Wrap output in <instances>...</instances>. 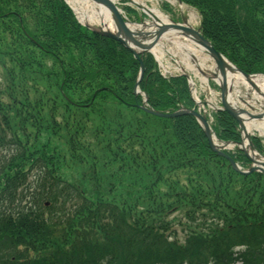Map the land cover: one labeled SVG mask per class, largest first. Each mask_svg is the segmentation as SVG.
<instances>
[{"label":"trees","instance_id":"obj_1","mask_svg":"<svg viewBox=\"0 0 264 264\" xmlns=\"http://www.w3.org/2000/svg\"><path fill=\"white\" fill-rule=\"evenodd\" d=\"M182 2L217 51L264 74V0ZM141 58L153 110L195 107L184 76ZM0 66V264H264V174L235 171L194 116L141 109L139 60L64 0H0ZM214 120L220 140L241 141L232 115ZM60 133L66 149L52 145ZM170 212L203 219L207 233L171 242L160 222Z\"/></svg>","mask_w":264,"mask_h":264},{"label":"bare ground","instance_id":"obj_2","mask_svg":"<svg viewBox=\"0 0 264 264\" xmlns=\"http://www.w3.org/2000/svg\"><path fill=\"white\" fill-rule=\"evenodd\" d=\"M67 1L73 7L78 15V19L82 23L92 27L98 26L108 31H117L116 15L107 5L92 0ZM110 1L115 5L119 0ZM130 1L133 5L138 4L140 8L148 11L150 17L152 19L154 18V22L149 21L146 24H129V28L134 32L147 30L151 33H155L160 26L172 25V20L168 15L162 12L157 6L148 5V1L151 2L153 0ZM167 1L171 2L173 5L178 2V0ZM183 36L182 32L175 28L170 29V31L164 35V40L172 41L184 56L182 62L178 63V69L182 70L184 68L185 71L192 72L196 77H199L205 85L208 84L209 78L214 79L219 84L226 83L227 102L237 110L242 109L237 102L241 100L245 101L243 97H246L247 101H245L244 104L246 107L252 109V113L247 111L248 113L241 114L245 132L244 135L250 133L251 130L254 129L264 136V116L260 120L251 117V115H264V75L258 74L247 78L232 66H227L224 72H222L218 68L215 58L206 48L200 45L196 39ZM140 40L151 48L154 46L155 39L153 35H149L145 40ZM152 51L161 57L166 53L173 54L171 50L164 49L162 44L155 46ZM193 59L195 63H192ZM205 71H207L208 74L201 77V72ZM214 142L219 144L215 137ZM227 147L230 146L228 145ZM260 160L264 161V158H260Z\"/></svg>","mask_w":264,"mask_h":264},{"label":"water","instance_id":"obj_3","mask_svg":"<svg viewBox=\"0 0 264 264\" xmlns=\"http://www.w3.org/2000/svg\"><path fill=\"white\" fill-rule=\"evenodd\" d=\"M92 1L103 3V4L107 5L108 7H110L114 11V13L116 15L117 31L111 32V31L105 30L103 28L96 29V28H92L89 26H87V27H89L91 30L95 31L96 33H99L103 36H106L108 38H111L115 41L120 42L123 46H125L127 49H129L134 54V56L138 59L142 53L151 52L150 51L151 47L149 45H145L140 40L141 36H143L144 38L147 39L149 35H153L155 41H157L165 33H167L170 29L175 28L177 30L182 31L186 36L196 39L200 45H202L204 48H206L209 51V53L215 58L216 64L222 72H224V70L227 66H232L239 73L244 75L245 77H247V78L251 77L250 75L242 72L239 68H237L231 62H229V60L226 59L221 53H219L212 46V44L200 33V31H197V30L190 28L188 26L174 24V25L160 26L158 31H156L155 33H144L142 31L134 32L133 30H131L127 26L126 22L122 18L118 9L115 7V5L110 0H92ZM144 38H141V39L145 40ZM154 44H155V42H154ZM139 61L141 63V73H140L139 81L136 84V88H135L137 93H139V84H140L141 80L143 79L144 72H145V67H144L142 60L139 59ZM220 88H221V98H222V104H223L222 110L228 112L236 120H238L241 128L244 130L243 122L241 119V114H245L247 112L243 109L237 110L227 102V99H226L227 85H226V83H223L220 86ZM141 108L150 114H153L157 117H162V118H175V117H178L181 115H192V116H194L198 120L200 125L202 126L204 133H205L206 137L208 138L209 144H210L211 148L213 149V151L218 153L220 156L226 158L230 162L231 166L233 167V169L235 171L242 173V174H249V173H253V172H260V173L264 174V161H260V160H257L256 158L252 157L251 154H249L247 152V149L244 147L243 141L239 143V149L242 150L243 152H245L246 156L252 162L253 165L248 171H242L241 167L228 154H226L223 151L224 150L223 147H221V146L219 147V145H217L214 142V134L212 132V129H211L207 119L203 115H201L199 112H197L195 110H191V109H182V110H179V111L174 112V113H162V112H158V111H155V110L148 108L146 106V101H144V104L141 106ZM263 116L264 115H258V116L251 115V117L255 118V119H262ZM246 138L248 140V144H249V148H250L251 152L254 153L255 152L254 146L252 144L251 137L248 135V133L246 134ZM225 144L228 145L230 143H225Z\"/></svg>","mask_w":264,"mask_h":264},{"label":"rangeland","instance_id":"obj_4","mask_svg":"<svg viewBox=\"0 0 264 264\" xmlns=\"http://www.w3.org/2000/svg\"><path fill=\"white\" fill-rule=\"evenodd\" d=\"M119 7L123 10V8L125 7H134L133 9H135V13L130 15V19L131 22L133 24H142L144 22H148V21H154L151 17H149L148 15L144 14L143 11L140 8H137L134 5H131L129 3L128 0H119L118 1ZM167 4L170 9H171V13H166L163 11L162 9V5L163 4ZM148 5L149 6H157L162 12H164L166 15H168L173 22L176 23H180V24H185V25H190L195 29H198L200 27V21H201V16L199 14V12L190 6L187 5H180V3H175V5L171 4L170 2H168L167 0H153V1H148ZM184 8H183V7ZM124 12V10H123ZM124 15L127 16L124 12ZM77 18L78 15L76 14ZM97 27V26H95ZM183 41V40H182ZM157 43L162 44V46L164 47V49L167 50H171L173 54H165V62L164 64L167 65L168 63H171L175 66H177V63L174 62L172 60V58H170V55H174V59H176L179 63L182 62V59L184 58L182 52L175 46V44L172 41H166L164 39L161 40H157ZM176 54V55H175ZM192 63H195V60L193 59ZM183 68V66H182ZM184 69V68H183ZM173 74H176V72L174 71V69H172L171 71ZM208 74L207 71L205 72H201V77L206 76ZM196 85L193 86L195 89L193 90L198 97L202 100V101H207L208 103L212 102L214 105H219L220 104V91L217 88V84L216 82L212 79L209 78V85H210V89L202 83L201 79H197L195 81ZM6 84L5 79H4V72H3V68L0 66V88H3L4 85ZM41 86V85H40ZM211 90V92H210ZM244 91V90H242ZM212 93V95H211ZM35 92H31V97L32 99H35ZM243 99L245 101H247L246 97H243ZM245 101H240L237 102V104L245 109L246 111L252 113V109L248 108L245 106L244 102ZM60 139H54L52 142L53 146H58L60 149H66V141L64 140V134L60 133ZM260 133H258L257 131H255L254 129L251 130L250 132V136H257L259 138H261V140L263 141V145H264V136L261 135ZM73 165V169L68 170V174H73L72 176L76 175L75 173H81V168L79 166H77L76 164H72ZM119 165V162L117 163V166ZM32 181V180H31ZM123 193H118V196H121ZM118 204L120 205V202L117 201ZM157 217V216H156ZM155 217L152 218V220ZM163 220H161L160 222H165V228L163 229L164 232H162L164 234L165 237H167L171 242H176L178 244H185L186 242H188L190 240V238L194 237V235L196 233H202V234H206L207 233V227H208V223L204 224V220H197L194 222H189L186 218H184L182 213L179 212H174V213H169L168 215H164L162 217ZM193 233V234H192Z\"/></svg>","mask_w":264,"mask_h":264}]
</instances>
